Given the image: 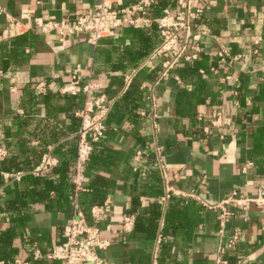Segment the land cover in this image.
I'll return each mask as SVG.
<instances>
[{
	"label": "crops",
	"instance_id": "1",
	"mask_svg": "<svg viewBox=\"0 0 264 264\" xmlns=\"http://www.w3.org/2000/svg\"><path fill=\"white\" fill-rule=\"evenodd\" d=\"M142 1L118 0L114 9ZM99 2L0 0V263L59 264L46 254L62 244L78 199L74 112L85 100L60 90L78 67L81 83L95 84L109 105L83 182L82 195L99 209L87 222L108 241L96 256L104 264H214L219 255L227 264H264V204L236 202L264 195V0L194 1L204 10L192 18L200 56L167 70L168 57L152 55L161 42L155 22L164 10L175 14L177 0H152V26H121L96 44L85 34L60 42L57 31L34 26L2 35L12 20L72 24ZM44 155L54 165L32 174ZM166 186L173 192L163 200ZM233 193L220 227L216 206ZM125 217H133L129 232Z\"/></svg>",
	"mask_w": 264,
	"mask_h": 264
},
{
	"label": "built area",
	"instance_id": "2",
	"mask_svg": "<svg viewBox=\"0 0 264 264\" xmlns=\"http://www.w3.org/2000/svg\"><path fill=\"white\" fill-rule=\"evenodd\" d=\"M196 0H177V12L172 14L168 10H164L161 18L155 24L159 31L161 42L153 50L152 55H166L168 59L164 62L165 70L173 67L179 61L192 63L200 56V49L197 45L190 43L193 34L192 18H198L203 14V9L193 5ZM152 0H143L140 4H135L121 10L114 9V5L118 0H100L93 12L79 16L72 24L64 22L45 21L42 18L34 17L29 23L23 24L19 21L12 20L6 27L2 35L4 38H14L27 32L34 26L40 33H49L57 31L60 42H64L66 38L73 34H85L87 41L96 44L105 37L112 36L115 30L121 26H130L134 29L149 28L153 21L146 14V7L151 4ZM217 56L224 62L228 56L227 49L221 48ZM130 82V77L125 79L126 85ZM36 92L43 94L45 85L39 83L36 86ZM97 86L91 83H81L80 69L76 67L69 77V81L61 88L62 94L77 96L83 94L85 100L82 107L74 112V116L79 119L80 127L76 133L77 148L75 158V174L73 178L75 193L84 191V171L93 144L98 142L105 131L104 120L109 111V105L106 96L102 93L95 94ZM212 124L218 126L221 124V116L215 112L212 116ZM5 156V150L0 148V160ZM142 153L136 151L135 159L142 161ZM55 160L44 155L39 164L33 169L32 174L38 175L40 172L47 170L54 165ZM159 166L163 169V164L159 160ZM5 177H14L17 180L21 178V174L13 176L4 174ZM173 192L172 188L165 187L166 200ZM231 197L223 200L216 208L221 210L220 227L227 215L225 206L233 200ZM240 205L246 202H252L258 206L264 204V195L258 194L252 198H242L236 200ZM74 213L70 221L63 227L61 231L62 244L55 246L46 254V258L58 262L59 264H104L96 254L95 250H103L108 246V241L99 237V230L95 226L89 225L82 211L74 204ZM99 209L94 207L91 214H97ZM133 226V217L123 218V231L129 232ZM221 231V230H220ZM235 238L228 242V247L234 245ZM36 257L38 255L36 254ZM1 264V263H0ZM152 264H156L153 260ZM214 264H227L222 255H219Z\"/></svg>",
	"mask_w": 264,
	"mask_h": 264
},
{
	"label": "trees",
	"instance_id": "3",
	"mask_svg": "<svg viewBox=\"0 0 264 264\" xmlns=\"http://www.w3.org/2000/svg\"><path fill=\"white\" fill-rule=\"evenodd\" d=\"M81 108V107H80ZM92 152V151H91ZM147 155V153L145 152L144 155ZM91 155V153H90ZM90 158V156H89ZM149 159H151V156L149 155V157H147ZM89 160V159H88ZM88 162V161H87ZM87 164V163H86ZM74 174H75V169H74ZM83 193H85V190L84 191H81L78 193V199H77V206L78 208L82 211V213L84 214V217L87 221V216H88V213L91 211V207L89 205L90 201H89V196L86 194V195H82ZM201 207L195 203V218H196V223H198V221L200 220V217L202 216L201 214ZM88 223V222H87ZM89 224V223H88ZM90 225V224H89Z\"/></svg>",
	"mask_w": 264,
	"mask_h": 264
}]
</instances>
